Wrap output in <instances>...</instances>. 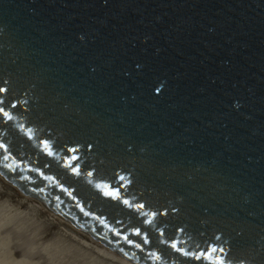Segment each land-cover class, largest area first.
Here are the masks:
<instances>
[{
  "label": "water",
  "instance_id": "water-1",
  "mask_svg": "<svg viewBox=\"0 0 264 264\" xmlns=\"http://www.w3.org/2000/svg\"><path fill=\"white\" fill-rule=\"evenodd\" d=\"M0 89V214L264 264V0H0Z\"/></svg>",
  "mask_w": 264,
  "mask_h": 264
},
{
  "label": "bare ground",
  "instance_id": "bare-ground-1",
  "mask_svg": "<svg viewBox=\"0 0 264 264\" xmlns=\"http://www.w3.org/2000/svg\"><path fill=\"white\" fill-rule=\"evenodd\" d=\"M0 264L123 263L29 211L13 208L0 214Z\"/></svg>",
  "mask_w": 264,
  "mask_h": 264
},
{
  "label": "rangeland",
  "instance_id": "rangeland-1",
  "mask_svg": "<svg viewBox=\"0 0 264 264\" xmlns=\"http://www.w3.org/2000/svg\"><path fill=\"white\" fill-rule=\"evenodd\" d=\"M4 215V214H3ZM8 215V214H7ZM1 245H5V243H1Z\"/></svg>",
  "mask_w": 264,
  "mask_h": 264
},
{
  "label": "snow or ice",
  "instance_id": "snow-or-ice-1",
  "mask_svg": "<svg viewBox=\"0 0 264 264\" xmlns=\"http://www.w3.org/2000/svg\"><path fill=\"white\" fill-rule=\"evenodd\" d=\"M0 90H2V89H0Z\"/></svg>",
  "mask_w": 264,
  "mask_h": 264
}]
</instances>
